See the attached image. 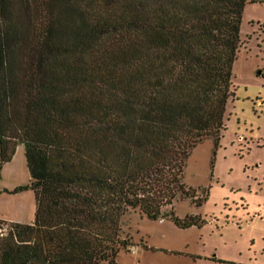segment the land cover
Returning <instances> with one entry per match:
<instances>
[{
    "label": "trees",
    "instance_id": "1",
    "mask_svg": "<svg viewBox=\"0 0 264 264\" xmlns=\"http://www.w3.org/2000/svg\"><path fill=\"white\" fill-rule=\"evenodd\" d=\"M245 3L0 0V170L22 144L11 192L35 197L31 222L0 219V264H115L137 209L198 223L165 209L224 129Z\"/></svg>",
    "mask_w": 264,
    "mask_h": 264
},
{
    "label": "rangeland",
    "instance_id": "2",
    "mask_svg": "<svg viewBox=\"0 0 264 264\" xmlns=\"http://www.w3.org/2000/svg\"><path fill=\"white\" fill-rule=\"evenodd\" d=\"M240 37L224 129L217 141L206 138L189 153L182 181L193 199L177 193L165 209L180 219L197 215L198 223L182 227L167 216L152 220L130 211L121 235L132 244L115 264H264V0H246ZM29 181L19 144L0 170L6 223L34 219V192H11Z\"/></svg>",
    "mask_w": 264,
    "mask_h": 264
}]
</instances>
